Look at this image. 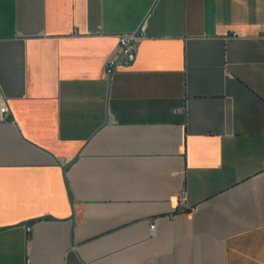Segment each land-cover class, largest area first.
Listing matches in <instances>:
<instances>
[{
  "label": "crops",
  "instance_id": "crops-1",
  "mask_svg": "<svg viewBox=\"0 0 264 264\" xmlns=\"http://www.w3.org/2000/svg\"><path fill=\"white\" fill-rule=\"evenodd\" d=\"M2 100L0 264H264V0H0Z\"/></svg>",
  "mask_w": 264,
  "mask_h": 264
},
{
  "label": "built area",
  "instance_id": "built-area-1",
  "mask_svg": "<svg viewBox=\"0 0 264 264\" xmlns=\"http://www.w3.org/2000/svg\"><path fill=\"white\" fill-rule=\"evenodd\" d=\"M146 37V26L145 24L142 27L134 32L125 35H120L118 37V48L116 53L106 62L104 68V74L106 78H111L116 72L119 65L122 64H132L137 59L138 47L140 43ZM10 114L9 107L6 102L2 100L0 104V118H8ZM186 195L182 193L180 196V203L182 208L186 207ZM150 231L155 233L156 223L155 221L151 222Z\"/></svg>",
  "mask_w": 264,
  "mask_h": 264
},
{
  "label": "water",
  "instance_id": "water-1",
  "mask_svg": "<svg viewBox=\"0 0 264 264\" xmlns=\"http://www.w3.org/2000/svg\"><path fill=\"white\" fill-rule=\"evenodd\" d=\"M71 203H73L72 199H71Z\"/></svg>",
  "mask_w": 264,
  "mask_h": 264
}]
</instances>
